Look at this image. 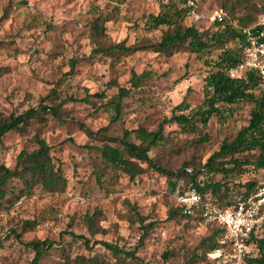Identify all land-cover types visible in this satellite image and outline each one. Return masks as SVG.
<instances>
[{
  "label": "rangeland",
  "instance_id": "rangeland-1",
  "mask_svg": "<svg viewBox=\"0 0 264 264\" xmlns=\"http://www.w3.org/2000/svg\"><path fill=\"white\" fill-rule=\"evenodd\" d=\"M183 1L0 0V115L18 114L40 103L57 106L61 115L44 113L21 131L6 133L0 141V164L14 168L21 150L38 147V135L67 181L63 192L41 186L26 189L17 177L2 186L0 264H32L34 250L26 243L36 239L53 242L37 264H218L202 241L211 233L206 225L211 222L169 216L174 206L170 181L176 178L169 172L185 164L199 167L223 140L233 139L247 124L251 103L227 105L196 131L165 123L162 140L148 152L160 169L140 163L142 169L131 177L102 155L106 146H122L125 131L129 140L139 143L136 128L156 129L183 100L184 114L202 103L205 76L218 51L191 52L187 43L158 48L173 26L152 27L147 21L149 14H173ZM196 2L204 15L224 2H235L230 5L234 15L248 27L257 22L262 5V0ZM176 22L216 29L215 22L194 21L188 14ZM93 24L99 28L94 36ZM119 42L149 45L136 51L111 48ZM119 87L127 92L119 98L116 117L110 102L118 99ZM101 91L104 96H89L90 103L65 99ZM256 92L263 94L264 84ZM258 155V149L237 154L248 161L241 174L224 179L215 174L213 179L225 181L234 194L249 180L264 185V165L255 163ZM86 215L92 217V231ZM71 232L85 236L89 247ZM258 236L264 241V226ZM249 249L250 255L260 256L255 244Z\"/></svg>",
  "mask_w": 264,
  "mask_h": 264
},
{
  "label": "trees",
  "instance_id": "trees-1",
  "mask_svg": "<svg viewBox=\"0 0 264 264\" xmlns=\"http://www.w3.org/2000/svg\"><path fill=\"white\" fill-rule=\"evenodd\" d=\"M234 1L237 2L238 0ZM234 4L235 2L230 5ZM230 5L224 2L222 7H215L222 8L228 15V18L220 22H215L216 29L213 32L200 29V26L197 24H191L186 27H182L178 24L176 21L184 14H187V8L182 5L178 9H174L173 14L167 11L160 12L156 15L149 14L147 21L150 22L152 27L162 24L173 26V32L165 35L160 42L157 43L158 48L168 50L169 47L187 43L191 52H203L210 49L218 51L216 60L211 63V70L208 72L207 76H205L203 101L196 111L184 114L182 112V110L185 109L183 100L173 108L171 116L169 118H163L154 130H147L139 126L133 131L139 138V143L129 140L130 132L125 131L121 139V147L106 146L102 149L103 158L107 163L122 168L126 173L130 174L131 177L142 169L140 163H148L160 169L153 163L148 152L151 146L157 145L162 140L163 125L165 123L175 122L186 130L196 131L199 124L206 125L212 115L221 113L222 109L227 105H231L238 101L249 102L253 106L248 122L239 129L233 139L230 141L223 140L219 148L199 167H191L185 164L181 169L175 172H169L170 175L176 177L174 180L170 181L173 192L178 185L182 189L193 186L204 200H210L221 207L228 206L238 200L244 199L254 193L260 186H264L258 185L255 180H249L243 184V191H238L234 194L230 192L225 181L213 179L215 174H221L223 179L228 176L241 174L239 169L248 163V161L240 159L236 155L244 151L258 149L259 155L255 163L259 166L264 165V92L260 95L256 92L257 88L264 84V77L253 70H245L238 77L230 76V70L242 59L243 49L247 43L246 32L244 30L251 28V30L254 31L257 22L252 26H246L242 21V17L234 15L233 8ZM263 12L264 0H262L259 16ZM230 20H236V24L231 23ZM92 30L94 36V30L98 32L99 28L97 25L93 24ZM147 45L149 44L144 42L138 45L126 46L119 42L113 44L111 48L120 51H136L145 48ZM133 75L136 76L135 74ZM138 81L139 80H136V83ZM126 92L127 90L124 87H119L117 94L118 99L110 102V106L115 111L116 117L120 112L119 98L125 95ZM89 96L102 98L104 96V91L88 94L83 98L69 96L65 99L67 101L90 103L91 100ZM44 113L51 114L58 118L61 117L57 106H49L42 103H40L39 106L30 107L18 114H9L7 116L0 115V141L6 133L10 131H21L32 120L41 119ZM36 142L38 145L36 149L32 151L21 150L19 152L14 168L0 164V195L5 193L2 186L14 177L19 178L26 189L33 188L34 186H41L44 190L49 192L64 191L67 181L61 168L59 166L56 168L54 167L49 155V145L38 135L36 136ZM187 169H190V171ZM206 175L209 177L207 176L204 178ZM176 214L185 218H193L199 223L204 222L199 211H196L193 215H185L174 201V206L169 211V216H174ZM85 221L87 222L88 228L91 230L93 225L92 217L86 215ZM206 225L210 226L211 233L208 237L203 238L202 241L208 243V252H210L219 246L218 240L222 235L223 228L215 222ZM263 226L264 223L261 228H263ZM259 230L251 234L248 243L250 245L255 244V246L258 247L260 256H252L248 253L244 264H264V241L258 236ZM71 235L84 239V243L89 247V241L85 236L76 235L73 232H71ZM102 243L114 252L120 251L115 245L108 242ZM26 245L34 250L32 264H37L39 258L52 247L53 242L50 239H36L28 241ZM127 254L133 255L132 252H127Z\"/></svg>",
  "mask_w": 264,
  "mask_h": 264
},
{
  "label": "built area",
  "instance_id": "built-area-1",
  "mask_svg": "<svg viewBox=\"0 0 264 264\" xmlns=\"http://www.w3.org/2000/svg\"><path fill=\"white\" fill-rule=\"evenodd\" d=\"M182 6L194 21L205 20L214 23L223 21L228 15L222 8L209 10L206 15L198 10L196 0H184ZM236 24V20H230ZM255 30L248 28L246 46L242 59L230 70L231 77L240 76L245 70H253L264 77V12L255 24ZM190 171V169H187ZM173 200L185 215L199 211L205 223L215 222L223 228L219 246L208 254L218 264H242L250 252L248 240L251 234L264 223V186H260L248 197L225 207L218 206L210 200H204L197 189L188 186L182 189L179 185L173 192Z\"/></svg>",
  "mask_w": 264,
  "mask_h": 264
}]
</instances>
